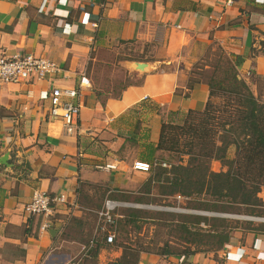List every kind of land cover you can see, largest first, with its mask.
Wrapping results in <instances>:
<instances>
[{
    "label": "crops",
    "instance_id": "0c3cea01",
    "mask_svg": "<svg viewBox=\"0 0 264 264\" xmlns=\"http://www.w3.org/2000/svg\"><path fill=\"white\" fill-rule=\"evenodd\" d=\"M223 2L0 0V56L31 52L62 69L43 81L0 86V264H62L83 250L75 236L87 221L78 188L93 178L91 163L102 159L94 138L110 144L105 136L130 109L145 111L149 142L158 137L160 112L202 110L208 96L205 81L189 89L186 84L191 65L208 48L218 47L252 97L264 102V0ZM126 44L139 52L117 63L140 83L126 86L116 98L92 83L79 89L81 132L66 133L48 115L49 89L77 87L78 71L91 73L105 62V54ZM33 189L65 197L52 205L46 231L39 229L43 216L24 211ZM255 226L242 231L231 227L227 241L213 252H141L136 264H264V222ZM91 238L96 242L93 232ZM104 253L103 248L98 256Z\"/></svg>",
    "mask_w": 264,
    "mask_h": 264
},
{
    "label": "rangeland",
    "instance_id": "374dc122",
    "mask_svg": "<svg viewBox=\"0 0 264 264\" xmlns=\"http://www.w3.org/2000/svg\"><path fill=\"white\" fill-rule=\"evenodd\" d=\"M138 52L136 45L126 44L123 47H116L109 54H105L102 57L105 62L100 63L91 73L87 71L90 74L92 86L97 90L100 89L101 93L106 92L111 96H115L126 85L136 84L140 80L135 76H130V74L126 75L117 60L135 58ZM212 53L213 51H209V54H202L200 59L194 62L195 65L200 66L203 63L212 65L216 60L211 55ZM219 66L220 68L215 73L216 80L221 78V71L225 68L223 58L219 60ZM190 70V76L204 81L207 80L210 73L209 68L206 70H203V68H191ZM196 73L197 75H195ZM209 102L210 107L218 112L221 100L211 97ZM127 112L125 119L122 118V121L120 117H117L115 122L120 125L114 126L112 128L113 132L110 130L109 134L105 136L103 141H108L110 144L102 143L101 139L94 138V147L99 154L102 153V159L95 164L91 163L93 178L89 181H82L78 188L79 201L86 208L87 221L86 225L75 236L81 241V245L87 247L88 242L93 239L91 238L93 232L94 237H96L95 246L97 244L103 245L105 256L102 258L98 256L95 264H105L109 259L114 258L111 254H113L114 250H119L117 244L140 247L143 249L141 251L143 253H160L159 251H162L164 254H181L192 250L209 252L219 250L220 248L216 249V245L210 239L206 238V242L198 239L200 233L205 234L209 221L203 223V221L197 219V216L223 219V227L217 226V230L222 228L227 235L228 230L231 231V227L240 228L239 230L242 231L243 229L247 230L256 227L255 225H261L264 222V187H261L256 193L262 204L252 208L240 203H227L230 204L227 212H217L225 214L224 216L212 215L210 213L213 211L205 210L204 206H199L201 198H205L202 193L195 194L190 192L185 194V196L176 192L166 194L163 192V190L167 189L165 188L166 186L162 184L159 186L153 181H149V185L146 187L144 180L149 176L148 171L138 172L131 169V161L140 160L144 153L143 146L147 143L154 144L156 140L154 142L146 140L150 133V124L146 120L145 111L130 109ZM167 114L159 113L160 122L181 125L182 114ZM192 122L195 123L193 120ZM186 137L185 134L180 133L176 142V153L158 149L151 153V157L155 160L161 159L166 164L183 162L186 156L179 155L182 154L179 151L184 152L183 145ZM115 139H117L116 142ZM232 155L233 148L228 145L225 156L231 157ZM106 160L114 162L115 168H113V172L96 167V165H101ZM209 166L214 171L225 170V166L221 161L211 160ZM104 197L119 200L122 205L115 208L113 240L109 243L102 242V235L94 234L95 210L100 207ZM223 200V198H220L218 201ZM249 208L255 210V215L248 214ZM128 209L137 210L133 221H128ZM68 225L69 220L66 222L65 227ZM181 226H184L187 231L183 230ZM65 227L62 232L68 234ZM68 230L73 229L69 228ZM83 253L84 249L76 251L75 254H72L74 255L72 259L79 257L83 261H81L82 263L80 262L81 264H93V259L90 257V259H86Z\"/></svg>",
    "mask_w": 264,
    "mask_h": 264
},
{
    "label": "trees",
    "instance_id": "16d2710c",
    "mask_svg": "<svg viewBox=\"0 0 264 264\" xmlns=\"http://www.w3.org/2000/svg\"><path fill=\"white\" fill-rule=\"evenodd\" d=\"M209 51L210 48L206 50L205 55L209 54ZM211 55L216 58L212 65L204 63L200 66L195 63L191 65V68L200 69L206 66L210 69L205 81L208 96L202 110L183 111V119L179 126L161 121L155 143L143 146L144 153L140 158L151 164L149 176L145 178L144 184L147 187L149 181H153L159 186L165 185L167 189L163 192L166 194L176 192L185 196L190 192L202 193L205 198H201L199 206L213 212H227L230 206L227 203H240L253 208L262 204L256 193L264 187V102L252 97L246 83L236 77L234 63L226 56H222L218 47ZM222 58L225 68L221 71V78L216 80L215 73L220 68L219 60ZM200 80L189 75L186 88H191ZM139 83L140 81L136 84ZM121 91L113 97L119 96ZM99 96L100 93H97L98 99ZM211 97L221 100L218 112L210 107ZM175 114L176 112H168L167 115ZM180 133L187 136L183 145L184 152L179 151L182 153L179 155L186 156L184 161L167 163L168 166L165 167L157 163L152 164L154 158L151 157V153L154 150L176 153V142ZM228 145L233 148L231 157L225 156ZM211 160L221 161L225 170H212L209 166ZM220 198L224 200L218 201ZM252 208L248 209V214L255 215L256 212ZM136 213L137 210L128 209V221H133ZM197 219L203 223L209 221L205 234L200 233L198 239L205 242L206 238L210 239L216 245V249L221 248L227 241V234L222 228L217 230V226L223 227L224 220L203 216H197ZM181 227L186 230L184 226ZM87 247L89 257L95 264L103 245L95 246L94 241L93 244L88 242ZM117 247L120 253L105 264H136L140 252L143 251L140 247L128 245L117 244ZM159 252L164 254L162 251Z\"/></svg>",
    "mask_w": 264,
    "mask_h": 264
},
{
    "label": "built area",
    "instance_id": "2783aa9c",
    "mask_svg": "<svg viewBox=\"0 0 264 264\" xmlns=\"http://www.w3.org/2000/svg\"><path fill=\"white\" fill-rule=\"evenodd\" d=\"M224 5H230L232 0H224ZM62 69L54 62L35 55L31 52H18L10 57L0 56V86L6 84H15L21 82L43 81L48 75H57ZM77 87L54 86L48 91L47 100L49 102V117L59 120L63 124V129L68 134H80L81 127L78 120L79 104L76 100L79 96V89H87L91 87V82L87 76L86 68L77 73ZM160 164L162 167L168 166L161 160H153L152 164ZM97 168L111 169L115 167L113 163L104 162L96 165ZM151 164L143 160H132L131 169L143 172L148 171ZM177 196V195H176ZM65 197L61 192L58 195H48L33 189L28 201L23 205L27 215H41L43 219L40 224V231H46L49 227V220L53 213L52 205L54 203L64 202ZM122 206L119 200L110 197H104L100 207L95 210L96 221L94 234L103 236V240L109 243L113 240V225L115 221V208ZM212 215L224 216L223 213L211 212ZM61 230V229H60ZM93 244V239L89 241ZM84 249L83 256L89 258L88 247ZM82 258L70 259L62 264H80ZM222 264V263H219Z\"/></svg>",
    "mask_w": 264,
    "mask_h": 264
},
{
    "label": "water",
    "instance_id": "95a60500",
    "mask_svg": "<svg viewBox=\"0 0 264 264\" xmlns=\"http://www.w3.org/2000/svg\"><path fill=\"white\" fill-rule=\"evenodd\" d=\"M140 65L137 66V68L139 67Z\"/></svg>",
    "mask_w": 264,
    "mask_h": 264
},
{
    "label": "bare ground",
    "instance_id": "6f19581e",
    "mask_svg": "<svg viewBox=\"0 0 264 264\" xmlns=\"http://www.w3.org/2000/svg\"><path fill=\"white\" fill-rule=\"evenodd\" d=\"M250 219H252V218H250ZM254 219V218H253Z\"/></svg>",
    "mask_w": 264,
    "mask_h": 264
}]
</instances>
